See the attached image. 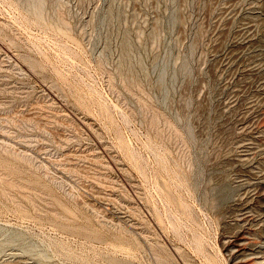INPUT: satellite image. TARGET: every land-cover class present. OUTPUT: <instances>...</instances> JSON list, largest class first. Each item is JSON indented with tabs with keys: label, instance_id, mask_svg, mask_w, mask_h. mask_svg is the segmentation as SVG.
Listing matches in <instances>:
<instances>
[{
	"label": "rangeland",
	"instance_id": "374dc122",
	"mask_svg": "<svg viewBox=\"0 0 264 264\" xmlns=\"http://www.w3.org/2000/svg\"><path fill=\"white\" fill-rule=\"evenodd\" d=\"M0 264H264V0H0Z\"/></svg>",
	"mask_w": 264,
	"mask_h": 264
}]
</instances>
